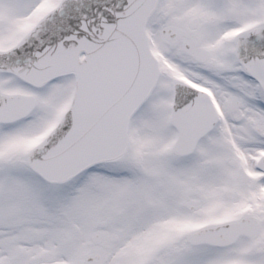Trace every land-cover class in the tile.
<instances>
[{"label":"snow or ice","instance_id":"1","mask_svg":"<svg viewBox=\"0 0 264 264\" xmlns=\"http://www.w3.org/2000/svg\"><path fill=\"white\" fill-rule=\"evenodd\" d=\"M0 264H264V0H0Z\"/></svg>","mask_w":264,"mask_h":264}]
</instances>
